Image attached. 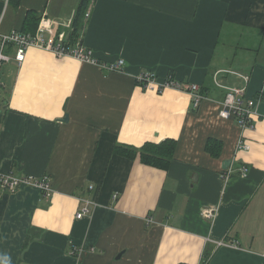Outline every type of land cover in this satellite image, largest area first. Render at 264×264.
Segmentation results:
<instances>
[{
    "label": "crops",
    "instance_id": "0c3cea01",
    "mask_svg": "<svg viewBox=\"0 0 264 264\" xmlns=\"http://www.w3.org/2000/svg\"><path fill=\"white\" fill-rule=\"evenodd\" d=\"M79 3L47 0L0 23L34 34L44 19L69 47L124 61L103 72L29 48L6 62L0 174L45 177L51 194L0 188V264H264V0H91L75 24ZM142 72L205 99L193 110L187 92L144 90ZM229 88L255 102L248 150H236L235 118L218 115ZM167 140L165 168L114 153ZM85 200L93 211L76 219Z\"/></svg>",
    "mask_w": 264,
    "mask_h": 264
},
{
    "label": "built area",
    "instance_id": "2783aa9c",
    "mask_svg": "<svg viewBox=\"0 0 264 264\" xmlns=\"http://www.w3.org/2000/svg\"><path fill=\"white\" fill-rule=\"evenodd\" d=\"M2 12L6 9L10 0H1ZM2 16V15H1ZM90 11L84 14V18L88 19ZM1 23V18H0ZM45 30L51 33L49 37H44ZM29 48H38L52 52L57 57H72L80 63H85L99 68L103 72H122L124 68V61L122 59L115 62H100L94 56L90 49L86 48L82 43L78 42L73 47H69L62 36L57 37L49 28L46 20L40 23L38 30L34 34L11 31L3 34L0 32V67L14 59L16 63L21 65L25 60L26 52ZM245 82L248 81V76H240ZM136 83L144 90L156 89L158 92L166 89H175L187 92L191 96V104L193 110L199 108L201 102L205 99L204 95L200 93L199 87L194 84H180L169 78L162 84H158L155 80V75L152 72H142L135 77ZM244 89L229 88L226 90L225 96L220 104L219 117L222 119H229L234 117L238 128L240 130V139L237 142L236 150H248L249 146L243 139V133L254 128L255 117L257 111L255 109V102L246 100ZM230 170L226 171L225 175H229ZM247 173L246 168L241 169V176ZM224 175V176H225ZM21 186H28L39 189L45 197H49L51 189L47 178L34 179L25 176H12L10 174H0V188L6 192H14ZM93 203L91 201H83V206L80 211L75 214L76 219L90 214L93 211ZM214 210L205 209L203 215L206 218H211ZM147 223H152L151 218H146ZM217 247L226 246L224 242H215Z\"/></svg>",
    "mask_w": 264,
    "mask_h": 264
},
{
    "label": "trees",
    "instance_id": "16d2710c",
    "mask_svg": "<svg viewBox=\"0 0 264 264\" xmlns=\"http://www.w3.org/2000/svg\"><path fill=\"white\" fill-rule=\"evenodd\" d=\"M90 1L91 0H80L75 15V24L80 18L84 17L85 12L87 11L90 5ZM31 12V10L27 11L26 19H28ZM200 93L204 95L202 91H200ZM174 147L175 143L172 140H167L158 145L147 143L139 149L125 148L124 150L120 151L119 148L116 147L114 149V153L118 154L120 152L122 153L121 155L130 158L138 157L139 161L142 164L158 168H165L166 166H168L169 161L172 159Z\"/></svg>",
    "mask_w": 264,
    "mask_h": 264
},
{
    "label": "rangeland",
    "instance_id": "374dc122",
    "mask_svg": "<svg viewBox=\"0 0 264 264\" xmlns=\"http://www.w3.org/2000/svg\"><path fill=\"white\" fill-rule=\"evenodd\" d=\"M19 6L17 7L16 4H12L13 2L11 1L8 6L6 7V9L4 10V12H2V16H1V22H4L5 24L8 23H12L14 22V20L17 21V24L19 25V21H22V17L23 15L26 13V11H28L29 7H36L37 6V11H41L44 7V5L46 4L47 0H19ZM29 2H32V5L34 6H29ZM40 5H43L42 7ZM31 9V8H30ZM34 9V8H33ZM20 21V22H21ZM8 64L5 63L0 67V81L1 83L3 82V84L8 83V81L5 79L6 76V68H7ZM9 83H11L9 81ZM8 90H4V88H2L0 86V106L2 105V103L4 102V98H5V92L7 93ZM6 103V101H5ZM3 107H0V112L2 111Z\"/></svg>",
    "mask_w": 264,
    "mask_h": 264
},
{
    "label": "water",
    "instance_id": "95a60500",
    "mask_svg": "<svg viewBox=\"0 0 264 264\" xmlns=\"http://www.w3.org/2000/svg\"><path fill=\"white\" fill-rule=\"evenodd\" d=\"M67 118H68V116L67 115H65V118L62 120V121H64V122H67ZM230 164V162H226V165L228 166ZM224 169L226 168H228V167H223Z\"/></svg>",
    "mask_w": 264,
    "mask_h": 264
}]
</instances>
